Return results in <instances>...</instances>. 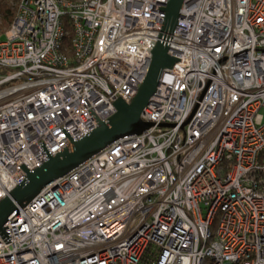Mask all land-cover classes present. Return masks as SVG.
<instances>
[{
  "label": "built area",
  "instance_id": "1",
  "mask_svg": "<svg viewBox=\"0 0 264 264\" xmlns=\"http://www.w3.org/2000/svg\"><path fill=\"white\" fill-rule=\"evenodd\" d=\"M167 2L20 0L0 40V201L132 101L155 43L173 62L153 126L18 206L0 264H264V0H184L172 34Z\"/></svg>",
  "mask_w": 264,
  "mask_h": 264
},
{
  "label": "water",
  "instance_id": "2",
  "mask_svg": "<svg viewBox=\"0 0 264 264\" xmlns=\"http://www.w3.org/2000/svg\"><path fill=\"white\" fill-rule=\"evenodd\" d=\"M183 1L168 0L166 3V19L162 33L172 34L176 30ZM150 52L151 59L146 77L131 102L119 98L114 103L116 113L111 118L99 121L98 126L79 141L71 140L69 147L58 154L49 155L47 162L34 172L25 170V180L0 201L1 237L8 234L5 224L18 206L26 207L49 184L70 174L94 155L113 145L114 141L125 136L141 135L153 126V123L142 120L141 116L157 90L162 72L172 67V59L168 46L161 41L155 43Z\"/></svg>",
  "mask_w": 264,
  "mask_h": 264
},
{
  "label": "trees",
  "instance_id": "3",
  "mask_svg": "<svg viewBox=\"0 0 264 264\" xmlns=\"http://www.w3.org/2000/svg\"><path fill=\"white\" fill-rule=\"evenodd\" d=\"M20 0H0V40L5 38L6 29L11 26L15 19L17 7ZM65 29L69 33L64 39L63 45L67 48V55L72 58V26L67 20L65 21ZM149 256L146 257V262Z\"/></svg>",
  "mask_w": 264,
  "mask_h": 264
},
{
  "label": "rangeland",
  "instance_id": "4",
  "mask_svg": "<svg viewBox=\"0 0 264 264\" xmlns=\"http://www.w3.org/2000/svg\"><path fill=\"white\" fill-rule=\"evenodd\" d=\"M10 27H8L7 29H6V32H7V30L9 29Z\"/></svg>",
  "mask_w": 264,
  "mask_h": 264
}]
</instances>
